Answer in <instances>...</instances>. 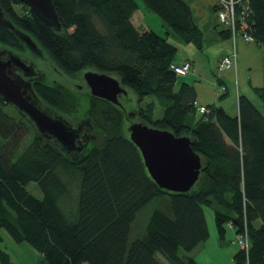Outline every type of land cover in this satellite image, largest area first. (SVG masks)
I'll return each instance as SVG.
<instances>
[{
	"label": "trees",
	"instance_id": "obj_1",
	"mask_svg": "<svg viewBox=\"0 0 264 264\" xmlns=\"http://www.w3.org/2000/svg\"><path fill=\"white\" fill-rule=\"evenodd\" d=\"M139 1L160 18L164 35L132 23L138 0H52L58 33L19 0H0L17 30L67 75L87 68L114 74L137 101L135 112L125 113L89 95L79 117L76 93L40 74L33 88L46 105L70 119H89L101 133L100 144L90 141L79 155H67L0 96V264H16L1 230L39 252L41 264H200L190 252L209 236L205 206L213 208L220 239L228 227L235 236L246 230L249 250L237 249L236 264H264V115L240 94L236 115L210 104L195 117L194 86L181 81L175 89L181 74L171 67L177 46L168 39L172 34L201 47L191 9L185 0ZM242 11L247 31L264 44V0H241L237 26ZM220 33L230 36L227 28ZM0 45L25 51L18 34L2 26ZM256 91L264 99L263 88ZM157 103L163 112L155 118ZM135 117L190 138L203 168L189 191H167L151 178L128 135L126 121ZM153 200L143 229L134 233Z\"/></svg>",
	"mask_w": 264,
	"mask_h": 264
},
{
	"label": "water",
	"instance_id": "obj_2",
	"mask_svg": "<svg viewBox=\"0 0 264 264\" xmlns=\"http://www.w3.org/2000/svg\"><path fill=\"white\" fill-rule=\"evenodd\" d=\"M49 28L60 32L62 27L52 0H19ZM0 26L18 34L25 49L39 52V45L27 33L18 31L9 15L0 6ZM0 50V96L24 114L44 139L52 140L67 155H79L89 144V119L73 123L53 110L36 94L33 83L40 72L14 50ZM83 78L90 95L122 106L120 95L128 89L114 75L87 70ZM130 140L139 149L144 165L155 183L167 191L187 192L199 179L203 159L190 145L187 135H175L167 129L131 121L127 126Z\"/></svg>",
	"mask_w": 264,
	"mask_h": 264
},
{
	"label": "rangeland",
	"instance_id": "obj_3",
	"mask_svg": "<svg viewBox=\"0 0 264 264\" xmlns=\"http://www.w3.org/2000/svg\"><path fill=\"white\" fill-rule=\"evenodd\" d=\"M145 15L146 16L144 18L145 19L144 23L153 27L155 31L159 33L160 35H164V29H162L163 23L160 20V18L150 10H148V12L145 13ZM219 25H220L219 29L226 28L225 26L221 24ZM168 39L169 41L177 45V52L175 55L174 64L178 65L179 60H183L185 57H188L189 53H195L198 58V65L201 66L202 74L205 75L209 73L210 76H213V72H214V75L215 73L216 74L218 73V70H217L218 63H217V66H215V68H211L208 62V57L206 55V52L204 53V51H202L195 44L191 42L182 41L180 38L172 34L169 35ZM239 40H243V39L238 37L235 40V45L236 43L239 42ZM0 50H8V49L6 48V46L0 45ZM14 52L18 53L27 62L31 63L34 66V68L37 69L42 74V77L45 83H49V84H52L54 82L61 83L64 86L68 87L73 93H76V95L79 98V109L77 112V116L81 117L82 115H84V112L87 109L88 96L90 95V91L83 78V73L87 70H94L93 68H87L85 70H82L76 73L75 76H69L65 72H63V70L60 69L52 61V59L47 55V53L40 49V47H39V52H31L28 49H25L24 52H18L16 50H14ZM222 57L223 55L217 58V62H219V59ZM245 68H247L248 75L251 77L250 86L253 91V97L260 100L261 96H259L256 89L254 88L255 86L254 83H258V82H255L258 75L260 76L262 75L261 81L262 83H264L263 70H260L261 71V74H260V72L257 73L255 66L254 67L252 66L250 69H248V66L245 65ZM223 72L221 73V75H224ZM180 78L181 76L178 77V80ZM233 90L235 91V87H233ZM119 101L121 102L122 106L125 108V113L135 112V109L137 107V104H136L137 101H136V96L132 91L128 89L127 95H120ZM261 104L263 103L261 102ZM259 107H261V111L264 112V108H262V106H259ZM7 110L13 114L18 113L13 107H8ZM162 112H163L162 105L157 103L156 110H155V118L160 117L162 115ZM69 117L70 116H68L67 118ZM79 117L71 118L72 119L71 121L73 123L79 122L80 121ZM131 121H139V119L135 117ZM131 121H128V120L126 121V127L129 125ZM88 134L90 135V141H93L94 144L95 143L100 144L101 133H99L97 130L93 128H89ZM29 188H32L34 193L37 192V189L34 186H29ZM155 205H156V202L153 200L142 209V211L139 213L137 220L134 224V227H133L134 233L140 232L143 229L146 219L149 215V212L155 207ZM204 212H205V218L207 221V225L209 228V236L203 243H201L192 252H190V254L193 255L200 264H236L234 260V254L239 247L234 242L235 234L233 230L230 227H228L226 234H225V238L220 239L218 237L217 230H216L213 208L209 206H205ZM1 233L2 235L5 234L3 242H2V246L10 252L16 264H41V254L37 252L36 250H34L28 243L26 242L16 243L8 235L6 231L1 230ZM158 257L160 258V260H162L160 256ZM163 262L167 264L165 261ZM83 264H87V263H83Z\"/></svg>",
	"mask_w": 264,
	"mask_h": 264
},
{
	"label": "crops",
	"instance_id": "obj_4",
	"mask_svg": "<svg viewBox=\"0 0 264 264\" xmlns=\"http://www.w3.org/2000/svg\"><path fill=\"white\" fill-rule=\"evenodd\" d=\"M190 9L194 23L202 32L201 47L200 49L206 52L208 57V62L211 68L217 66V58L221 55L230 54L234 49L237 54L236 68L231 67L223 72L224 75L217 78V74L213 72V76L209 73L202 74L201 66L198 65V58L195 53H189L188 57L183 60H179L178 65L185 61L191 63V70L177 81V86L175 84V89L181 81H186L192 84L196 92V102L201 105H216L223 107L228 113L236 115L238 111L237 105V94L246 95L253 104L261 111V107L264 108V99L258 100L253 97V91L250 86L251 77L248 75L247 68L250 69L255 66L257 73L263 70V81H264V44H259L256 42H244L239 40L236 45L231 40V36L223 35L220 33L219 21L216 15V3L217 0H185ZM148 9L143 5L141 1L138 0V9L132 15V23L140 29H155L148 24L144 23L145 13ZM140 19V20H139ZM162 29L165 27L163 26ZM156 32V31H155ZM159 34V33H158ZM183 41V40H182ZM175 44V43H174ZM176 45V44H175ZM177 46V45H176ZM204 62V60H203ZM201 63V62H200ZM263 68V69H261ZM262 76V75H261ZM261 76L258 75L254 83V88H263L264 83H262ZM225 84L227 90L224 93L218 90V84ZM232 83V84H230ZM235 87V91L233 90ZM258 93V92H257ZM223 95V96H222ZM261 102L263 104H261ZM264 115V112L261 111ZM199 113L195 115L198 117ZM2 234V233H1ZM4 235H2L4 239Z\"/></svg>",
	"mask_w": 264,
	"mask_h": 264
},
{
	"label": "built area",
	"instance_id": "obj_5",
	"mask_svg": "<svg viewBox=\"0 0 264 264\" xmlns=\"http://www.w3.org/2000/svg\"><path fill=\"white\" fill-rule=\"evenodd\" d=\"M241 0H217L216 3V15L219 23L225 26L229 32L230 36L235 44V40L240 37L246 42H256L255 38L247 31L248 24L244 17V11H242L239 15V25L237 26V16H236V5L239 4ZM246 4V1H245ZM246 11L248 9L247 4L243 7ZM237 62V54L235 49L227 55H224L219 59L218 62V73L217 78L220 79L221 73L228 68L235 67ZM177 73L184 75L191 70V63L189 61H185L180 65L172 64L171 66ZM218 90L220 92H225L227 87L225 84H218ZM238 97V94H237ZM196 110L198 113H203L206 111V106L198 104L196 101L194 102ZM234 242L238 245V247L243 250L246 254L249 250V240L248 235L245 232L240 233L235 236Z\"/></svg>",
	"mask_w": 264,
	"mask_h": 264
}]
</instances>
